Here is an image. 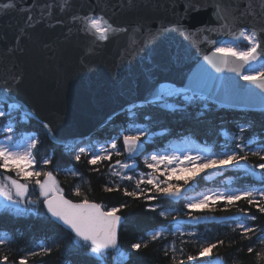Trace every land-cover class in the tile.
<instances>
[{
	"label": "snow or ice",
	"instance_id": "6c2138e0",
	"mask_svg": "<svg viewBox=\"0 0 264 264\" xmlns=\"http://www.w3.org/2000/svg\"><path fill=\"white\" fill-rule=\"evenodd\" d=\"M68 0H62L60 10L64 11ZM20 9L21 12H28L29 15L25 21L24 27L16 37L17 43L25 35V30L34 26V19L31 15V8ZM16 5L9 0L8 3H0V12L15 9ZM49 9L47 15H51L52 5H46ZM192 7L186 4V11ZM199 5L195 10H199ZM261 12L264 14V0H260ZM215 11L213 16L217 20L215 26L205 25L195 30H188L182 25L173 26L174 30L180 31L185 39H192L199 45L206 42L211 46V50L203 57L207 65L216 73H234L235 77H225L230 80L234 92L246 97H259L264 102V26L256 27L254 25H244L240 22V17L232 15L220 3L214 4ZM255 15L254 12L248 13ZM244 15V13H241ZM71 20L77 25V30L86 36L92 37V44L107 41L110 36L121 32H127L128 29L114 26L109 18L104 14L89 12L84 15H73ZM62 23V21H57ZM139 33L140 28L134 30ZM159 31V30H158ZM208 33V35H204ZM216 34V39L212 34ZM158 32H145L144 43H149ZM198 37H202L199 39ZM228 37V39H221ZM241 42L245 46L241 47ZM132 43L136 41L133 39ZM89 47V51H91ZM204 71L208 73L207 68ZM19 77H13L18 80ZM242 80L246 84H240ZM5 87L0 88V132L3 133V139L0 140V197L7 202L5 206H13L18 211L22 210L21 205L35 204L42 198L43 206L47 213L56 221L65 226L73 234V243L88 250L95 257L97 264H106V258L109 251L115 252L121 260H127L128 254L121 251L119 243V228L124 217L120 214L122 209L129 207L127 203H121L116 207L106 208L102 204L91 201L80 189L78 185L73 195L83 197L77 201L68 199L64 190L59 186L56 177L51 171L45 168L51 164V157L42 161L36 159V149L40 143L38 136L23 135L19 136V129L22 125L31 119L33 114L22 111V105L17 102L8 103L11 100V89L5 82ZM252 86V87H249ZM190 89H177L168 85H160L158 90L151 94V99L145 102L152 105H161L168 107L166 98L173 96H183L184 100H195L196 89H191L192 96L186 95ZM138 106L133 104L128 109L130 117L129 126L123 128L114 137H110L98 146V142L89 141L86 146L65 145V150L75 152L74 159L80 161L82 157H88V164L97 166L94 171H99V165L107 161L108 173L114 179L112 186L105 185L104 190L123 191L124 195L134 199H142L149 202L157 200L179 201L184 200V208L188 211L184 216L193 224L201 220L208 219L194 214V210H214L220 202L223 203V211H230L231 208L237 209L235 227L232 231L239 230L246 239H251L252 235L258 231L254 227H249L247 221H254L256 217L252 215L248 208L238 207L239 201H246L248 205L255 207L258 212L264 213V173L260 176L261 187L249 186L247 188L225 187L223 190H207L202 193H196L188 196L187 193L192 188L191 181H194L201 173L206 170H223L225 168H234L243 172L245 175H256L254 169L264 170V141L258 143L254 149L249 146L253 140L245 142V128L241 127L239 134L229 137L222 145L224 150L212 151L209 147L191 144L182 141L175 146H166L163 149L156 148L147 151L145 144L150 134L147 126H138L136 124V111ZM145 119H148L145 117ZM42 128L52 134V128L49 123L41 121ZM121 146L123 151H121ZM78 147V151H77ZM122 157L113 160V157ZM143 157L142 163L147 171H139L138 158ZM250 157H256L260 162L250 165ZM39 169V170H37ZM9 173H13L10 175ZM72 176H78L76 171L71 172ZM122 182H128L132 185L131 190L128 187H122ZM38 190L39 197L33 200L32 190ZM152 211H159L161 217L171 216L170 212L160 210L157 204H150ZM229 217L223 218L227 222ZM175 222V231L168 233L164 229H156L148 234V239L143 242H135L130 245L133 250H139L141 247H147L148 242H155L167 235L173 237H183L185 232L181 230V224L175 216H172ZM190 237L197 236L196 232L187 233ZM10 242L5 235L0 237V246ZM195 243V241L180 240L179 249L175 241L165 245V256L169 250L172 252L173 264H185L183 245L186 243ZM223 240H216L211 243H200L196 255H187L186 259L192 264H196L198 258L211 256L213 250L223 245ZM264 243V239L261 240ZM60 247L59 244L56 245ZM38 251H28L26 255L19 257L18 264H28L30 257L42 254H48L52 251L51 247L38 246ZM249 253L253 248L247 249ZM257 257L264 256L261 252L256 253ZM115 259V257H113ZM8 256L0 254V264H7Z\"/></svg>",
	"mask_w": 264,
	"mask_h": 264
},
{
	"label": "water",
	"instance_id": "95a60500",
	"mask_svg": "<svg viewBox=\"0 0 264 264\" xmlns=\"http://www.w3.org/2000/svg\"><path fill=\"white\" fill-rule=\"evenodd\" d=\"M12 2L15 9L0 12V88L7 81L12 97L8 101L19 103L22 111L49 123L51 138L56 142L92 134L124 108L150 100L152 92L163 83L196 89V93L218 105L264 108L259 97L233 91L232 82L225 77L234 78V73H216L207 65L203 57L211 50L210 45H197L173 28L177 21L188 30L215 26L216 3L240 17L242 24L261 27L264 14L260 0H68L64 11L60 10L62 0ZM186 4L192 5L187 11ZM31 5L34 26L27 28L17 43L16 37L29 15L20 9ZM46 5H52L51 15L46 14ZM89 12L104 14L114 26L128 31L92 44L93 38L79 32L71 20L73 15ZM137 28L139 33L134 31ZM148 31L158 34L144 43L143 34ZM212 38H217L215 33ZM239 83L246 84L242 80ZM193 190L192 185L188 193ZM225 217L235 219L216 215L211 220L222 222Z\"/></svg>",
	"mask_w": 264,
	"mask_h": 264
},
{
	"label": "trees",
	"instance_id": "16d2710c",
	"mask_svg": "<svg viewBox=\"0 0 264 264\" xmlns=\"http://www.w3.org/2000/svg\"><path fill=\"white\" fill-rule=\"evenodd\" d=\"M244 47V42H241ZM189 93V92H187ZM168 107L152 105L148 103L135 104L136 124L147 126L151 136H148L147 151L156 148L163 149L171 143H181L182 141L191 144L209 147L212 151H222V145L229 137L239 134L241 127L245 128V142L251 139L253 144L249 147L254 149L258 143L264 141V108L248 109L235 108L218 105L211 100L196 95L195 100H184L182 96L166 98ZM2 106V105H0ZM128 109L113 115L107 122L100 125L94 133L71 143L56 142L43 128L41 121L33 119L24 123L18 130L19 136L22 134H32L38 136L40 143L36 149L37 161L51 157L52 162L45 170L51 171L56 177L59 186L64 190L65 196L79 200L83 197L73 195L74 189L79 185L81 191L91 200L101 203L106 208L108 206H118L127 203L129 207L122 209L120 214L124 217L119 230V243L121 251L128 254L127 260H121L117 253L109 251L106 264H173L172 252L169 250L165 256V245L175 241L177 249L181 247L180 240L195 241L183 245L185 264L188 262L187 255H196L200 243H211L216 240H223V245L213 250L211 256L200 259H219L222 264H264V256L258 258L256 253L264 254V213L247 204L246 201H239L238 207L248 208L250 213L256 217L254 221H247L249 227L258 229L251 239L242 236L239 230L233 232L235 225L230 222H198L193 224L184 213L188 211L184 208L183 201H146L134 199L124 195L123 191L104 190L105 185L112 186L114 179L108 173L105 161L99 165V171H94L97 166L89 165L88 157H82L80 161L74 159L75 152L65 150V145L86 146L89 141H96L104 144L110 137H114L120 130L129 126L130 117ZM147 117L148 119H145ZM77 147V151H78ZM121 151H123L121 146ZM122 157H113V160ZM143 157L138 158V170H146L142 163ZM260 162L256 157H250L249 164L255 165ZM76 171L78 176H72L71 172ZM256 175H245L234 168L219 170L221 174L216 180L205 181L204 174L201 173L194 181L196 192H200L205 185H216L222 179H230V184L235 188L240 187H261L260 176L264 170L255 168ZM122 187L131 190L132 185L122 182ZM33 200L38 197L31 196ZM185 202V201H184ZM150 204H157L160 210L171 213L169 217H161L159 211H152ZM22 210L12 208H0V237L7 236L10 242L0 246V254L8 256L7 264H18L19 257L26 255L28 251H38V246L51 247L52 251L28 259V264H97L93 254L86 247L73 243V234L62 227L50 214L47 213L42 204L41 198L35 204H23ZM223 203L220 202L214 210H194L198 216L213 217L236 216L237 209L223 211ZM172 216L181 220V230L185 232L183 237H173L170 234L155 242L149 241L147 247L133 250L130 245L135 242H143L148 239V234L156 229H164L171 233L173 223ZM186 221H182V219ZM196 232L197 236L190 237L187 233ZM60 247L57 248L56 245ZM253 248L249 253L247 249ZM115 257V259H113ZM197 261V262H198Z\"/></svg>",
	"mask_w": 264,
	"mask_h": 264
},
{
	"label": "rangeland",
	"instance_id": "374dc122",
	"mask_svg": "<svg viewBox=\"0 0 264 264\" xmlns=\"http://www.w3.org/2000/svg\"><path fill=\"white\" fill-rule=\"evenodd\" d=\"M162 85H168V86H172V87H175V88H177V89H181V88H178V87H176V86H174V85H172V84H162ZM186 95H188V96H192L191 94H188V93H186ZM183 97V96H182ZM183 99H184V97H183ZM23 135H32V134H22V135H20V136H23ZM3 139V133L2 132H0V140H2ZM102 144V143H101ZM178 144H180V143H172L171 144V146H175V145H178ZM100 145V144H99ZM170 146V147H171ZM37 170H39V169H37ZM140 171H146V170H140ZM219 170H206V172H205V174H204V178H205V180H208V181H211V180H216L217 178H218V176L221 174V172H218ZM137 172H139V170L137 169ZM10 175H13V173H9ZM219 183L217 184V186H214V187H210V188H208V189H206L205 191H207V190H217V189H219V190H223L225 187H228V186H230V187H233V188H235L233 185H231L230 184V179H222V180H220V181H218ZM257 188H259V187H257ZM205 191H203V192H205ZM31 196H34V197H39V192H38V190H32L31 191ZM190 196H193V195H190ZM7 204V202H5V201H3V198L2 197H0V208L1 207H5V208H12V209H14V210H16V208L15 207H13V206H5ZM108 207H116V206H108ZM107 207V208H108ZM202 217H205V216H202ZM208 218V217H207ZM208 220H210V218H208V219H205V220H201L200 222H207ZM182 221H186V219L184 218V219H182ZM236 222V221H235ZM235 222H232V223H230V224H234L235 225ZM172 231H175V224L173 225V229H172ZM196 264H222L220 261H219V259H200L198 262H196Z\"/></svg>",
	"mask_w": 264,
	"mask_h": 264
}]
</instances>
